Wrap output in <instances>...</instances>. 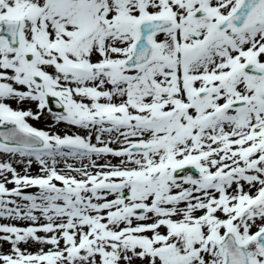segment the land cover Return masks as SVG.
<instances>
[{
  "label": "snow or ice",
  "instance_id": "6c2138e0",
  "mask_svg": "<svg viewBox=\"0 0 264 264\" xmlns=\"http://www.w3.org/2000/svg\"><path fill=\"white\" fill-rule=\"evenodd\" d=\"M0 220V264H264V0H0Z\"/></svg>",
  "mask_w": 264,
  "mask_h": 264
},
{
  "label": "rangeland",
  "instance_id": "374dc122",
  "mask_svg": "<svg viewBox=\"0 0 264 264\" xmlns=\"http://www.w3.org/2000/svg\"><path fill=\"white\" fill-rule=\"evenodd\" d=\"M12 106L15 107L16 105L13 104ZM54 110H55V109H54ZM30 123H33L34 126H36V127H38V128H43V129H45V130H49V129H48V124L52 123V121H51V119L49 118L47 121L42 120V121L39 122V123L31 122V121H30ZM51 131H53V132H55V133H57V134H61V135L65 134V133H68V134L76 133V134H80V135H85V134H86V133L84 132V130L77 129V128H75V127H69V126H67V125H65V124H63V123H61V124H59V125H55V126L51 129ZM93 143H95L94 138H93ZM70 162H71V161H70ZM101 162H103V161H101ZM112 162L115 163L116 161L113 159ZM62 166H63V165L61 164L60 167H62ZM14 167L17 168V171H22V165L14 163ZM30 171H31V173H32L33 175L37 174L38 171H39V166L34 164V165L32 166V168H31ZM9 187H11V185H9ZM24 191H25L26 194H35V192H36L37 190H36V189H32V190H31V189H25ZM0 223H14V224H17L18 226H26L28 222H26V221L0 220ZM7 250H8V245L5 244V245L3 246V251H7ZM29 250H31V251H35L36 248H35V247H30Z\"/></svg>",
  "mask_w": 264,
  "mask_h": 264
}]
</instances>
